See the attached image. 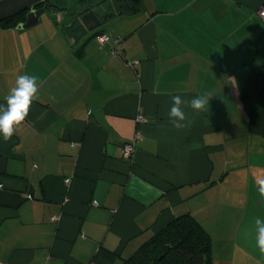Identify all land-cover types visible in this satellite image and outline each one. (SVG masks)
Wrapping results in <instances>:
<instances>
[{
    "label": "crops",
    "instance_id": "obj_1",
    "mask_svg": "<svg viewBox=\"0 0 264 264\" xmlns=\"http://www.w3.org/2000/svg\"><path fill=\"white\" fill-rule=\"evenodd\" d=\"M92 3L78 5L100 19L107 5ZM141 3L91 31L65 30L67 11L0 29V111L19 76L38 84L0 138V264H121L184 214L212 264H264V0Z\"/></svg>",
    "mask_w": 264,
    "mask_h": 264
},
{
    "label": "trees",
    "instance_id": "obj_2",
    "mask_svg": "<svg viewBox=\"0 0 264 264\" xmlns=\"http://www.w3.org/2000/svg\"><path fill=\"white\" fill-rule=\"evenodd\" d=\"M64 1L66 0H43L33 8L50 13L67 11L72 19L64 29L70 32L84 31L85 26L81 23L80 16L90 9H83L78 3L91 1L79 0L69 5L64 4ZM99 3L102 2L95 4ZM141 7V0H110L100 19L105 21L115 16H128ZM26 13L27 11L17 12L0 20V29H17L25 21ZM121 264H212L211 237L191 215H180L154 233Z\"/></svg>",
    "mask_w": 264,
    "mask_h": 264
},
{
    "label": "clouds",
    "instance_id": "obj_3",
    "mask_svg": "<svg viewBox=\"0 0 264 264\" xmlns=\"http://www.w3.org/2000/svg\"><path fill=\"white\" fill-rule=\"evenodd\" d=\"M37 77L30 75H21L16 79L15 87L7 98V110L0 111V138L8 140L14 134V127L22 122L28 114L29 107L37 94ZM208 100L204 97H196L191 101V108L195 111L206 110ZM179 97H174V104L169 111V116L173 117V126L177 129L183 127L185 113L180 108ZM259 191L264 194V179L257 181ZM259 224L260 222L257 221ZM256 244L261 253H264V225L258 228Z\"/></svg>",
    "mask_w": 264,
    "mask_h": 264
},
{
    "label": "water",
    "instance_id": "obj_4",
    "mask_svg": "<svg viewBox=\"0 0 264 264\" xmlns=\"http://www.w3.org/2000/svg\"><path fill=\"white\" fill-rule=\"evenodd\" d=\"M43 0H0V20L17 12L27 11L25 21L19 24L17 29H26L38 23L43 9L33 8ZM81 23L91 31L100 26L102 21L93 11H87L80 16Z\"/></svg>",
    "mask_w": 264,
    "mask_h": 264
},
{
    "label": "built area",
    "instance_id": "obj_5",
    "mask_svg": "<svg viewBox=\"0 0 264 264\" xmlns=\"http://www.w3.org/2000/svg\"><path fill=\"white\" fill-rule=\"evenodd\" d=\"M258 15L264 19V4L261 6V8H259L258 10ZM96 42L100 45H103L105 43H107L109 41V36L107 34H97L94 36ZM114 44H115V48L113 49V53L115 55L119 54V50H118V45L121 42L119 38H114ZM141 117H138V121H141ZM136 138L137 136H135L130 142H127L124 144L123 149H122V155L124 158H131L134 152V147H135V143H136Z\"/></svg>",
    "mask_w": 264,
    "mask_h": 264
},
{
    "label": "rangeland",
    "instance_id": "obj_6",
    "mask_svg": "<svg viewBox=\"0 0 264 264\" xmlns=\"http://www.w3.org/2000/svg\"><path fill=\"white\" fill-rule=\"evenodd\" d=\"M77 1H79V0H66V1H64L63 3L66 4V5H67V4L69 5V4H73V3L77 2ZM90 1L93 2L94 4L97 3V2H100V1H101V2H102V3H101V4H102V7L104 8V7L108 4V2H109L110 0H90ZM93 3H92V4H93ZM94 4H93V5H94ZM87 5H88V4H87ZM87 5L83 6V9H87V8H88ZM92 7H93V6H92ZM104 9H105V8H104Z\"/></svg>",
    "mask_w": 264,
    "mask_h": 264
}]
</instances>
